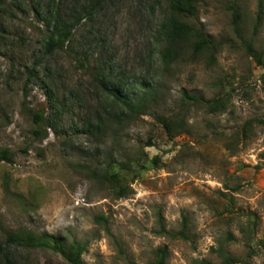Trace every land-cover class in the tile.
I'll use <instances>...</instances> for the list:
<instances>
[{
    "label": "rangeland",
    "instance_id": "obj_1",
    "mask_svg": "<svg viewBox=\"0 0 264 264\" xmlns=\"http://www.w3.org/2000/svg\"><path fill=\"white\" fill-rule=\"evenodd\" d=\"M99 1L35 79L50 35L45 11L74 23L97 0H7L0 12V151L14 161L0 162V245L9 233L47 234L83 245L86 264H154L164 247L168 264H264V0H196L187 23L218 47L214 59L186 50L169 66L156 44L165 1ZM107 65L127 87L155 82L161 101L106 122L107 109L121 116L94 81ZM45 79L63 115L41 139ZM103 118L100 133L85 130ZM13 252L14 264H68L51 248Z\"/></svg>",
    "mask_w": 264,
    "mask_h": 264
},
{
    "label": "trees",
    "instance_id": "obj_2",
    "mask_svg": "<svg viewBox=\"0 0 264 264\" xmlns=\"http://www.w3.org/2000/svg\"><path fill=\"white\" fill-rule=\"evenodd\" d=\"M168 5L169 16L162 22L157 32V48L160 62L163 66H169L177 58L181 57L186 50L192 52L193 57L210 53V59H214V52L218 47L214 45L212 40L202 31L195 29L187 23V20L194 17L197 12L196 0H163ZM7 0H0V12H8ZM100 1L93 2L91 6L83 10V13L77 17L74 23H70L63 19L54 8L45 11L44 21L50 29V35L44 45L41 59L36 65L30 69V76L37 78L38 69L51 59L58 51L68 49L73 40L74 26L79 25L83 18L91 20L95 12L99 8ZM15 4H13L14 6ZM4 6V8H1ZM11 9V7H10ZM43 14L42 11H38ZM261 20V17L258 21ZM258 25V23H257ZM237 26V24H235ZM239 32V28H235ZM248 54L255 59L259 65H263L262 54L256 52L253 43L246 44ZM107 65L104 69L95 73L94 81L104 93L106 98L111 102V106L117 108L121 112V116L112 113L110 109L104 112V116L108 119L106 122L113 123L115 120L122 121L124 119L133 120L147 114L151 108L158 105L161 97L156 89L157 85L150 79H143L139 83H135L131 87H127L122 81L113 80L108 76ZM46 78H49L46 75ZM49 80L43 81V87L49 101L48 110L50 113L45 118L42 111L35 117L37 129L34 134L41 139L48 136L47 130L52 129L54 132L60 123L63 113L60 109V100L56 97L53 83H47ZM184 99L200 105H206L208 102L202 97L191 96L184 93ZM96 124H89L85 130L88 132L100 133L104 130V118L97 120ZM168 134L173 133V122L165 120L162 122ZM0 162L13 164V154L8 150L0 151ZM103 220V218H100ZM187 219L184 217L183 230L179 233V237L188 239ZM18 248L24 249H47L61 255L68 264H86L83 261L85 247L78 243H67L60 235H43V236H21L15 233L6 235L4 244L0 245V264H14L15 255L13 250ZM169 251L167 247L158 249L154 264H168ZM226 264H233L232 259L227 258Z\"/></svg>",
    "mask_w": 264,
    "mask_h": 264
}]
</instances>
